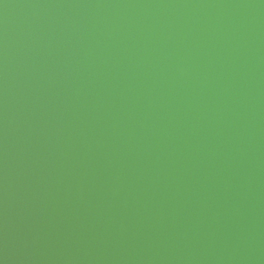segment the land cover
I'll return each instance as SVG.
<instances>
[{
	"label": "water",
	"instance_id": "water-1",
	"mask_svg": "<svg viewBox=\"0 0 264 264\" xmlns=\"http://www.w3.org/2000/svg\"><path fill=\"white\" fill-rule=\"evenodd\" d=\"M0 264H264V0H0Z\"/></svg>",
	"mask_w": 264,
	"mask_h": 264
}]
</instances>
